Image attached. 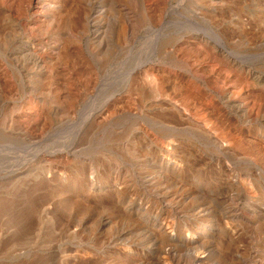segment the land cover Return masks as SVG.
I'll return each instance as SVG.
<instances>
[{"label": "rangeland", "instance_id": "1", "mask_svg": "<svg viewBox=\"0 0 264 264\" xmlns=\"http://www.w3.org/2000/svg\"><path fill=\"white\" fill-rule=\"evenodd\" d=\"M149 1L0 0V264H148L153 257L202 256L247 257L240 264H253L264 257V223L252 212L264 205V171L253 180L258 198L245 190L237 198L240 192L228 183L244 166L243 154L264 169V0H156L158 15ZM95 19L104 30L100 42L92 41ZM17 24L25 28L18 40L26 52L11 61ZM182 36L192 50L184 49L177 61L169 50ZM213 45L226 47L233 70L211 60ZM190 71L219 87L261 83L248 98L259 121L239 116L220 94H198L201 108H209L218 123L222 115L229 119L237 156L210 150L178 117L184 89L194 79ZM61 77L63 88L73 91L64 98L56 88ZM178 79L183 91L175 86ZM161 80L163 95L156 92ZM139 82L147 83V91L131 90ZM103 108L106 114L98 118ZM176 135L178 148L194 157L185 167L176 158L168 173L159 174L152 140ZM174 166L181 172L174 173ZM112 184L128 200L121 203ZM166 194L179 213L163 207ZM195 216L207 235L204 246L194 248L175 236ZM157 219L169 239L158 234Z\"/></svg>", "mask_w": 264, "mask_h": 264}, {"label": "bare ground", "instance_id": "2", "mask_svg": "<svg viewBox=\"0 0 264 264\" xmlns=\"http://www.w3.org/2000/svg\"><path fill=\"white\" fill-rule=\"evenodd\" d=\"M60 5V4H59ZM158 8H159V3H157V1L156 0H153V1H149V9L152 11H150L152 14H153V11H157V14L156 15H158L159 13H158V11L160 10V8H159V10H158ZM98 12V14H99V11H96V13ZM100 15V14H99ZM98 15V16H99ZM97 17V16H96ZM98 18V17H97ZM94 19V18H93ZM96 20H98V19H95V21ZM99 21L100 20H98L97 22H94V23H96L95 24V28L93 29L94 31H93V38H92V41L94 42V41H96L97 40V42L99 41L100 42V40L103 38V32H104V30H103V32L101 31V28H102V24H100L99 23ZM101 22V21H100ZM91 26H93V25H91ZM25 34V28H24V26L23 25H16V28H15V30H14V40H15V46L13 47L12 46V48H11V45H12V43H10V52L8 51V53H7V57H8V59H10L11 61H14V60H16L15 59V56L18 54H20L21 52L22 53H24V52H26V51H24L23 52V50H24V43L23 42H21L20 40H18L19 38H21V37H23V35ZM197 36V35H196ZM30 37V36H29ZM199 37V36H198ZM201 38V37H200ZM16 39H17V41H16ZM29 41V40H28ZM209 41V40H208ZM13 42V41H12ZM92 42V43H93ZM97 42H95V43H97ZM29 43V42H28ZM205 43V42H204ZM30 44H31V42H30ZM34 44V43H33ZM189 43H188V41L186 40V38H185V36H182V37H180L176 42H175V44L173 45L172 44V47L170 48V50H169V53H170V57L171 58H173V59H177V61L178 60H180L182 57L180 56L181 54V52H184V49L186 50V48L187 49H189V51L190 50H192V47H189ZM201 45V44H200ZM33 46V45H32ZM35 46V45H34ZM37 46V45H36ZM203 46V45H202ZM205 46V45H204ZM210 46V45H209ZM189 47V48H188ZM14 48H16L15 50H14ZM11 49H13L12 51H11ZM32 50V49H31ZM36 50V49H35ZM35 50H33V51H35ZM183 50V51H182ZM227 49H226V47L224 46V45H222L221 47H217V46H215V45H213L212 47H210V51H211V60L214 62V63H219V64H221V65H223V66H225L224 68L227 70V71H231V70H233V67H234V65L236 64L235 63V59L233 58V57H231V54L230 53H228L227 51H226ZM32 51V52H33ZM74 52H75V50H74ZM30 53V52H29ZM34 54H35V52H33ZM37 54H38V52H36ZM45 54V53H44ZM54 54V53H53ZM35 56H36V54H35ZM43 58L44 57H42L40 54H38L37 55V57H36V61H38V64H40L41 66H44L43 64H44V61H45V59H44V61H43ZM45 58H46V55H45ZM174 61V60H173ZM176 61V62H177ZM182 61V60H181ZM45 64H47V63H45ZM48 65V64H47ZM47 65H46V68H47ZM39 66V65H38ZM184 66H186L187 67V65H184ZM192 66V65H191ZM40 67V66H39ZM45 67V66H44ZM43 68V67H42ZM192 68V67H191ZM49 69V68H48ZM146 69H148V68H146ZM149 69L153 72V70H155V67H149ZM193 69V68H192ZM45 70H47V69H45ZM190 70V69H189ZM57 71V70H56ZM59 71V70H58ZM149 71V70H148ZM188 71V70H187ZM195 73H196V70H195ZM193 71H190V77H192V78H194L192 81H189L191 84H190V86L188 87V85L186 86L187 88L186 89H184V85H181V84H179V79H178V84L177 85H175V86H177V87H179V89H182V91H183V89L185 90V92L183 93V95H182V101H183V105H184V107H183V110L185 109V111L187 110V112H182L183 110H181V105H182V102L181 103H179V104H181L180 105V107L179 106H177V112H178V117H180V119L182 120V122H184L185 124H186V126H188V130H190L191 132H193L194 133V135L195 136H197V137H200V138H204V139H206L207 140V142H209L212 146H211V149L210 150H212V151H214V152H219V154H220V152L222 153V154H224V155H226V156H235L236 154H237V151L236 150H239L237 147H235V144L236 143H234V141H235V139H237L236 138V136L235 135H233V134H229V132L226 130V128H227V125H228V122H229V119L226 117V116H224V115H222L220 118H221V120H219V121H222V124H220V123H218V119L216 120V118L215 117H212V115H210L209 114V112H211L210 110H209V108L208 109H203V108H201V106H200V102H199V100H198V94L199 93H201L200 91H202V90H204L205 91V93L207 94H212V96L213 95H218V94H220V96H222L223 98H224V100H225V104H226V106L229 108V109H231V110H234L239 116H241V117H249V118H252V120H258L259 121V119H260V115L259 114H256V113H254V111H253V108L250 106V100H248V98H250V97H253L254 95H255V88H257L256 87V85H259V84H261V83H259V82H257V83H255V81H253V83H250V82H245L244 80H242V82H241V84L238 86H234V85H232V84H230L229 82H224V84L222 85V86H217L216 84H210L209 82H208V80L206 81L205 79H204V76H203V78H201L202 77V75L200 74V76L201 77H199V74L197 75V74H195ZM58 74V73H57ZM59 75V74H58ZM56 76V75H55ZM61 76H63L62 74H61ZM57 77H59V76H57ZM189 77V76H188ZM189 77V78H190ZM252 77H254V75L252 74ZM63 77H61V78H58V83L56 82V84H57V86H56V88H57V90H58V92H57V94H58V97L59 98H64V92L66 91L64 88H63V86L61 85V82H64L65 81V79L63 78ZM188 78V79H189ZM60 79V80H59ZM180 79H181V77H180ZM250 79V78H249ZM62 80H64V81H62ZM182 81V80H181ZM70 82V81H69ZM184 82H186V81H184ZM176 83V82H175ZM70 84V83H69ZM187 84V83H186ZM64 86H65V84H63ZM68 86V87H67ZM66 86V88H67V90L68 91H66L67 93L68 92H70L69 94H73L72 92V87H70L69 85H67ZM72 86V85H71ZM147 83L146 82H139V83H137L136 85H133L132 86V89L131 90H136V89H139V90H141V93H143L142 91H147ZM174 87V86H173ZM183 87V88H182ZM262 87L264 88V84L262 83ZM157 91L156 92H158L159 91V94H160V92H164V93H161V95H163V94H166L165 93V83H164V80H161L160 82H159V85H158V88L156 89ZM264 90V89H263ZM137 91V90H136ZM167 91V90H166ZM181 91V92H182ZM139 92V91H138ZM148 92H149V90H148ZM148 92L146 93V94H148ZM66 93V94H67ZM150 93H152L151 91H150ZM204 93V94H205ZM169 95V94H168ZM200 95H202V94H200ZM56 97V96H55ZM144 97V96H143ZM162 97V96H161ZM200 97L201 96H199V99H200ZM168 99V98H167ZM116 99H114L113 101H115ZM172 100V99H171ZM65 101V100H64ZM68 101V100H67ZM175 101H178V100H175ZM181 101V100H180ZM61 102V101H60ZM177 104V103H176ZM176 107V106H175ZM264 108V107H263ZM106 108H103V110L98 114V118H102L105 114H106V110H105ZM162 126H163V128L164 129H167V132H168V128H167V125H165V124H162ZM170 126V125H169ZM183 127H184V125H183ZM182 128V127H181ZM180 128V129H181ZM176 129H178L177 128V126H176ZM183 129H185V128H183ZM158 132H160V131H158ZM162 132H164V131H162ZM166 132V131H165ZM166 132V133H167ZM262 132V131H261ZM260 132V133H261ZM264 132V131H263ZM193 133H191V134H193ZM174 134V133H173ZM176 134V133H175ZM261 135V134H260ZM161 136H163V133L161 134ZM169 136H171V134L169 135ZM156 137V136H155ZM160 137V136H159ZM175 137V136H174ZM264 137V136H263ZM262 137V138H263ZM154 138V137H153ZM162 138V137H161ZM167 138V137H166ZM178 139V136L176 135V137L175 138H172V139H169L168 138V140H165L163 143H160V141H163V140H158V139H150V140H152V144L151 145H153L155 148V150L156 151H154L155 152V154L156 155H154L153 156V161H154V163H155V165H156V167H158L157 169H159L158 170V173L160 174V172L159 171H161L162 173L163 172H167V170L169 169L170 170V168L172 167V165H173V163H175L176 162V158H179L181 161H182V163H184V167H185V165L187 164V166L189 165V161H190V158H193L194 156V154L192 153V152H190L189 150H187V149H179L178 148V142L177 141H179V140H177V141H175V140H173V139ZM197 139H199V138H197ZM222 140H225L226 142H227V144L226 143H224L223 144V142H221ZM224 141V142H225ZM226 144V145H225ZM181 148V147H180ZM237 148V149H236ZM162 152V154L160 155V154H157V152ZM214 152H212V153H214ZM210 153V152H209ZM154 154V153H153ZM211 154V153H210ZM210 154H208L209 156H210ZM206 155H207V152H206ZM238 155V154H237ZM236 155V156H237ZM203 156V155H202ZM223 156V155H222ZM242 156V157H241ZM241 156H239V157H241L240 159L242 160V163L244 164V166L243 167H241V168H239V173H235V175L233 176V179H232V181H228V183H230L231 184V186H233L232 188H235L238 192H240V193H237V195H236V197L237 198H241L240 196H241V194H242V191L244 192V190L246 191V192H244V193H247V196L249 195V196H251L250 198L251 199H253V198H258L257 197V191H258V188H257V186H255V184H253V180L254 179H256V178H259V171L261 170V172H263L264 171V169H261L260 168V166H259V164H258V162L257 161H255L254 160V158H252L251 156H249V155H247V154H243V155H241ZM231 157V158H232ZM202 158V157H201ZM209 158V157H208ZM207 157H206V159H208ZM224 158V157H223ZM230 158V159H231ZM178 159V160H179ZM211 159V158H210ZM226 157H225V161H226ZM204 160H205V158H204ZM212 160V159H211ZM214 160V159H213ZM215 160H217L216 158H215ZM220 160H223V159H220ZM232 160H234V158H232ZM218 161V160H217ZM205 162H207V161H205ZM182 163H179V164H181L182 165ZM208 163H209V161H208ZM217 163V162H216ZM178 164V163H177ZM177 164H175V165H177ZM155 167V168H156ZM175 167V169H176V167L177 166H174ZM180 167V166H179ZM178 167V168H179ZM154 168V169H155ZM177 168V169H178ZM174 169V168H173ZM177 169L174 171V173L177 171ZM181 167H180V172H181ZM152 171V170H151ZM151 173V172H150ZM168 173V172H167ZM172 175L174 174V173H172V172H170ZM178 173H179V171H178ZM171 174H170V176H171ZM176 174H174V176H175ZM177 176V175H176ZM162 177V175H159V178H161ZM164 177V176H163ZM155 178H157L158 179V175H157V177H155ZM151 179V178H150ZM149 180V179H148ZM257 180V179H256ZM152 181H153V178H152ZM160 181V180H159ZM159 181H156V182H158V184H159ZM150 182V181H149ZM119 185V184H118ZM117 184H112L111 185V187L114 189V191H116L118 194V198H119V201H121V203H123L122 201H123V199H124V194L122 193V191L120 190L122 187H120V186H118ZM123 185V184H122ZM229 185V184H228ZM125 186V185H124ZM230 186V187H231ZM157 187H159V186H157ZM124 189H126V188H124ZM122 190H123V188H122ZM194 190V189H193ZM230 190H231V188H230ZM190 191V190H189ZM124 192V191H123ZM193 192V191H192ZM188 193H190V192H188ZM194 193V192H193ZM243 195V194H242ZM188 196H189V194H188ZM246 196V195H245ZM248 196V197H249ZM173 197V196H172ZM126 198V197H125ZM182 198V197H181ZM209 198H211V197H209ZM227 198V197H226ZM183 199V198H182ZM217 199V198H216ZM215 199V200H216ZM225 199V198H224ZM236 199V198H235ZM242 199V198H241ZM240 199V200H241ZM126 200H128L127 198H126ZM187 200V199H186ZM209 200V199H208ZM221 200V199H220ZM227 200V199H226ZM225 200V201H226ZM232 200H234V199H232ZM238 200V199H237ZM131 201V200H130ZM129 201V202H130ZM134 201V200H133ZM141 201V200H140ZM179 201V200H178ZM180 201H181V199H180ZM179 201V202H180ZM184 201V200H183ZM203 201V200H202ZM207 201V200H206ZM212 201V200H211ZM211 201H210V203H211ZM242 201V200H241ZM246 201V200H245ZM128 202V201H127ZM129 202L126 204L125 203V205H127L128 206V204H129ZM144 202V201H143ZM170 202H172V198L170 199V196L169 195H167L166 194V197H165V199L163 200V207H166L165 205H169L168 207L170 208V211H171V213L173 212V214L174 213H179V212H177L178 211V209H177V207H174V206H171V204L172 203H170ZM173 202H175V200L173 201ZM216 202V201H215ZM220 202H224L223 200L222 201H220ZM229 202V201H228ZM233 202V201H232ZM237 202V201H236ZM235 202V203H236ZM139 203H141V202H139ZM177 203V202H176ZM183 203V202H182ZM209 203V202H208ZM217 203V202H216ZM216 203H214V202H212L211 204L213 205V204H216ZM219 203V202H218ZM217 203V204H218ZM221 203V204H222ZM225 203V202H224ZM131 204V203H130ZM132 204H133V202H132ZM131 204V205H132ZM134 204H135V202H134ZM133 204V205H134ZM143 204V203H142ZM160 204H162V203H160ZM181 204V203H180ZM195 204V203H194ZM200 204V203H199ZM217 204H216V206H217ZM237 204V203H236ZM124 205V204H123ZM172 205H175V203L174 204H172ZM178 205H179V203H178ZM182 205V204H181ZM205 205V204H204ZM209 205V204H208ZM228 205V204H227ZM226 205V206H227ZM126 206V207H127ZM136 206V205H135ZM144 206V205H143ZM194 206V205H193ZM203 206V205H202ZM215 206V205H214ZM213 206V207H214ZM225 206V205H224ZM229 206V205H228ZM233 206V205H232ZM125 206H124V208H126ZM139 207V206H138ZM167 207V208H168ZM182 207V206H181ZM199 207V206H198ZM205 207V206H204ZM211 207V206H210ZM212 207V209H213V211H214V209L216 210V208L214 207L213 208ZM136 208V207H135ZM161 208V210L163 209L162 207H160ZM195 208H197V205H196V207ZM194 208V209H195ZM200 208V207H199ZM199 208H198V210H199ZM231 208V207H230ZM141 209V208H140ZM183 209V208H182ZM193 209V208H192ZM201 209V208H200ZM202 209H204L203 207H202ZM201 209V210H202ZM224 210H225V208H223ZM223 209L221 210V211H223ZM134 210V209H133ZM132 210V211H133ZM158 210V209H157ZM167 210V209H166ZM181 210V209H180ZM198 210H195V211H197V212H201L200 210L198 211ZM205 210V209H204ZM203 210V211H204ZM207 210V209H206ZM210 211H212L211 210V208L209 209ZM228 210V209H227ZM227 210H226V212H227ZM230 210V209H229ZM233 209L231 208V210L230 211H232ZM127 211H128V208H127ZM130 211H131V209H130ZM185 211V210H184ZM210 211H209V213H210ZM251 211H252V209H251ZM140 212H141V210H140ZM159 212V211H158ZM161 212V211H160ZM187 212V211H186ZM185 212V213H186ZM192 213H193V211H191ZM207 212V211H206ZM220 211H218L217 210V213H219ZM244 212V211H243ZM253 217H254V215H255V219H257V221L258 220H260V221H262L263 223H264V205L263 206H259V205H256V206H254L253 207ZM128 213V212H127ZM182 213V212H181ZM185 213H184V215H185ZM191 213V214H192ZM215 214H216V211L214 212ZM232 213V216L234 215V213L233 212H231ZM247 213H249V212H247ZM129 214V213H128ZM197 214V213H196ZM201 214H203V213H200V215ZM206 214H208V212L206 213ZM229 213L227 212V216H229L228 215ZM245 214V213H244ZM155 215H157V214H155ZM160 215H161V213H160ZM159 215V216H160ZM182 215V214H181ZM183 215V216H184ZM195 215V214H194ZM193 215V216H194ZM210 215V214H209ZM242 215V214H241ZM251 214H249L248 216H250ZM158 216V215H157ZM180 216V215H179ZM192 215H191V217H193ZM204 216V215H203ZM213 216H214V214H213ZM217 216V215H216ZM221 216V215H220ZM226 216V215H225ZM227 216H226V218H227ZM237 216V215H236ZM240 216V215H239ZM247 216V215H246ZM182 217V216H181ZM190 217V218H191ZM196 218L195 219H190L189 221H188V223L185 225V224H183V223H181V224H183L184 226H182V227H179L178 228V226H177V228H178V231H177V233H176V238H175V241H176V239L177 240H179V241H183L184 240V242H187V243H189L190 245H192V246H194V248L195 247H198L199 245L198 244H202L203 246H204V244L203 243H201L202 242V240H203V238H204V236H206L207 235V233H206V235H205V232H204V229H202V227H201V218H200V216L199 217H197V216H195ZM206 216H204V218H205ZM207 217H208V215H207ZM212 217V216H211ZM218 217V216H217ZM222 217H224V216H222ZM221 217V218H222ZM231 217V216H230ZM213 218H215V216L213 217ZM225 218V217H224ZM226 218H225V220H226ZM233 218V217H232ZM250 218V217H249ZM248 218V219H249ZM252 218V217H251ZM250 218V219H251ZM179 219V218H178ZM186 219V218H185ZM208 219H209V217H208ZM230 219V218H229ZM235 219V218H234ZM233 219V220H234ZM239 219V218H238ZM241 219V218H240ZM244 219H245V217H244ZM158 220V219H157ZM160 220V219H159ZM158 220V222L157 223H159V224H157V225H159V226H157V227H159V233L158 234H160L161 236H163V238H168V236H167V234L165 235V230L163 229V223L162 222H160ZM210 220V219H209ZM212 220H214V219H212ZM236 220H237V218H236ZM177 221H179V220H176V222ZM216 221V220H215ZM214 221V222H215ZM218 221V220H217ZM239 221V220H238ZM237 221V222H238ZM259 221V222H260ZM164 222H165V220H164ZM180 222V221H179ZM186 222V221H185ZM213 222V221H212ZM211 222V223H212ZM235 222V221H234ZM166 223V222H165ZM165 223H164V225H165ZM178 223V222H177ZM177 223H176V225H177ZM208 223V222H207ZM207 223H205V224H207ZM221 223V222H220ZM223 223V222H222ZM233 223V222H232ZM241 223H242V220H241ZM261 223V222H260ZM263 223H262V225H263ZM174 224V223H173ZM172 224V225H173ZM180 224V225H181ZM205 224H204V226H205ZM216 224V223H215ZM217 224H219L218 222H217ZM216 224V225H217ZM213 225V224H212ZM175 226V225H174ZM174 226H173V228H174ZM202 226H203V224H202ZM221 226V225H220ZM234 226V225H233ZM155 227V226H154ZM165 227V226H164ZM213 227V226H212ZM217 227V226H216ZM237 228H238V226H236ZM235 227V228H236ZM156 228V227H155ZM166 228V227H165ZM176 229V228H175ZM187 231L188 233H187V235L186 236H184V231ZM239 230V229H238ZM234 231H236V230H234ZM144 232H146V231H144ZM176 232V231H175ZM151 235V234H150ZM154 235V234H153ZM170 235H173V234H170ZM170 235H169V237H170ZM174 236V235H173ZM169 239V238H168ZM166 240V241H168V242H170L169 240ZM171 239V238H170ZM152 240V239H151ZM167 242V243H168ZM163 246H164V244H163ZM174 246V245H173ZM201 246V245H200ZM201 248H203V247H201ZM198 248H196V250H197ZM209 249V248H208ZM193 250V249H192ZM203 250H204V248H203ZM207 250V249H206ZM197 251H199V250H197ZM205 252H207V253H210V251L208 252V251H205ZM202 253H204V252H202ZM201 253V254H202ZM195 255H197V254H195ZM199 256V255H198ZM206 256H208V255H206ZM253 258V257H252ZM254 258H256V257H254ZM259 258V260L258 261H255L254 259L252 260V263L253 264H264V257H258ZM245 259H247V257H204V256H202V257H168V258H166L165 259V257H153V258H151V260L148 262V264H240V263H242V261L243 260H245ZM142 260V259H141ZM250 260V259H249ZM142 262V261H141ZM141 262H140V264H141ZM147 264V263H146Z\"/></svg>", "mask_w": 264, "mask_h": 264}]
</instances>
